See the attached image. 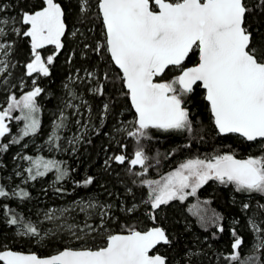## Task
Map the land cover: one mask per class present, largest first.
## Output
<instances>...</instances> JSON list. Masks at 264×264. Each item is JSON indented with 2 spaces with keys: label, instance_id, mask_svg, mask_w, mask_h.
<instances>
[{
  "label": "snow or ice",
  "instance_id": "6c2138e0",
  "mask_svg": "<svg viewBox=\"0 0 264 264\" xmlns=\"http://www.w3.org/2000/svg\"><path fill=\"white\" fill-rule=\"evenodd\" d=\"M10 7L0 0V84L4 86L9 84L10 69L17 66L10 59L16 46L14 37L27 38L30 45L29 59L24 64L25 76L50 77L56 57L65 48L69 15L86 30L99 23V37L92 43L84 42L82 50L85 55L92 52L101 60L106 58L118 71L114 79L107 71L99 75L96 71H86L87 80L95 81L89 91L102 97L106 82L120 85L119 95L130 101L134 118L122 123L116 131L136 142L131 158L120 152L105 159L104 166L107 169L110 162L127 163L128 171L137 177L133 183L138 182L147 189V198L141 203L147 206V217L153 226L141 229L127 224L121 225L120 231H110L107 223L112 206L89 199L46 212L44 220L53 227L42 233L39 227L42 221L26 220L5 204L2 207L6 223L17 227L18 236L42 240L45 236L67 232L84 244L63 247L45 257L3 247L0 248V264H171L167 255L156 251L162 245L173 244L168 229L159 223V213L171 202L183 203L212 180L232 185L236 193L259 194L264 198V0H23L15 15L9 13ZM84 35L80 28L71 31L74 38ZM46 46L54 49L47 56L42 55ZM73 55L75 52L69 56V63ZM193 56L195 62L186 66V61ZM170 73V78H166ZM68 79L72 81L73 77ZM20 87H24L23 81ZM11 88L6 107L0 108V153L7 152L11 145L20 144L25 137L35 136L41 128L38 97L45 89L36 79H32L31 89L19 97ZM64 88L69 99L64 101L53 121L47 139L50 151H67L60 143L61 132L68 126L65 109H74L73 114H77L81 104L87 105L82 99L81 104H73L72 101L78 99L76 92L68 84ZM198 89L203 91L202 99L216 134L226 138L237 136L241 146L243 142L248 146L257 144L259 154L238 158L236 150L229 146L228 150L211 156L186 159L158 179L146 178L152 165L148 163L150 157L141 140L149 138L150 129L192 133L193 119L188 104ZM112 106V98L102 105L101 123ZM15 111L19 115H13ZM11 120L22 122L23 126L8 143H3V138L11 133ZM76 124L83 131L88 128L87 124L81 125L80 120ZM83 131L67 141L73 152L84 142ZM23 147L27 148V144ZM126 147L120 144L121 149ZM19 159L28 162L23 170L27 173L25 183L44 177L53 169L56 182L64 181L70 173L59 160L27 154ZM156 164H159L158 159ZM136 166L140 171L133 172ZM15 175L22 173L17 171ZM94 182L95 177L88 175L76 184L87 188ZM128 191L131 193V189ZM8 197L23 200L29 198L30 193L19 186L9 191L0 184V198ZM210 203L204 200L192 204L187 211L197 218L205 232L214 227L215 231L210 234L216 237V233L226 230L222 223L224 217L207 208ZM139 206L134 203L124 211L131 215ZM250 207L249 203L241 205L244 212ZM257 207L264 212V203H258ZM77 208L85 214L83 226L67 222L66 214ZM94 209L97 212L91 213ZM93 214L98 216L95 224L88 222ZM256 217L257 213H253L247 218L249 230L255 236L251 254L242 255L244 239L233 226L229 229L231 251L221 253L217 260L223 256L227 264H264V220ZM233 223L238 225L239 221ZM97 236L102 238V243L89 246L88 239L95 241ZM203 255L202 249L187 248L178 264H200L199 258Z\"/></svg>",
  "mask_w": 264,
  "mask_h": 264
},
{
  "label": "trees",
  "instance_id": "16d2710c",
  "mask_svg": "<svg viewBox=\"0 0 264 264\" xmlns=\"http://www.w3.org/2000/svg\"><path fill=\"white\" fill-rule=\"evenodd\" d=\"M11 5L9 13L15 15L21 6L23 0H4ZM69 33L64 38L65 48L56 57L52 66V75L50 77L33 76L27 77L24 72V64L29 59L30 45L27 38L14 37L16 40L15 51L11 62L17 66L10 69L12 75L8 77L9 84L4 86L0 84V108L6 107L8 89L11 88L19 97L24 91L32 87V79H36L38 84L45 89L44 93L38 97V103L41 107L40 120L41 128L35 136L25 137L18 145H11L9 150L0 153V184H3L7 190L12 191L17 186L25 188L30 197L20 199L18 197L0 198V248L7 247L13 250L35 252L40 256L49 255L61 250L63 247H79L84 241H77L67 232H60L56 236H45L42 240L32 237H21L17 235V227L6 223L7 217L4 215L3 205L7 204L16 214L23 216L26 220L33 223H39L42 233L45 232L46 225L51 222L43 220L44 211L48 208H63L66 204L75 200L92 199L99 204H110L111 219L108 220L107 228L110 231H120L121 225H135L141 229L151 227L152 222L147 217L148 210L142 200L147 198V189L137 183V177L128 171V165L110 162L107 169L104 166V160L109 156L123 152L131 158L136 149L134 138L127 137L125 133L117 132L116 128L128 119L133 120L134 112L130 107V102L125 97L119 95L120 85L115 86L111 82H106V91L104 96L93 95L90 87L95 86V81H89L85 77L86 71H96L99 74L107 71L114 79L117 69L106 58L101 60L92 52L86 55L82 50L84 42L92 43L100 35V25H90L89 30L84 29L75 21L73 15H69L67 20ZM94 27V31L90 29ZM80 28L85 35L83 37H72L71 31ZM86 38V39H85ZM259 39V37H257ZM54 51L53 46H46L42 50V55H49ZM71 62L68 58L72 53ZM195 57H190L186 61V66L195 62ZM77 70H79L77 72ZM174 71V70H173ZM171 73L169 74L170 78ZM73 77L69 81L68 77ZM79 76L80 79H76ZM23 81L24 87H20ZM69 87L77 94L78 99L73 100V104H81V99L87 101V105L81 104L79 113L73 114L74 109H65L68 115V126L61 132V148L67 151L49 150L47 144L48 136L52 129L53 121L59 114V109L63 107L65 100L69 99L64 85ZM203 91L197 90L189 102L193 119V131H170L163 132L157 129L149 130V138L141 140L146 154L150 157L148 163L152 165L149 168L147 177L149 179L159 178L168 171L174 169L180 161L185 158H195L197 156L204 158L211 156L219 151L228 150L229 146L236 150L238 157H244L249 154H259L257 144L248 146L237 136L221 137L215 132L210 120V113L207 110L206 102L202 99ZM113 99V106L108 116L101 123L102 105ZM91 109L89 112L88 109ZM13 115H19L18 111ZM80 120L81 125L87 124L88 128L83 131L76 121ZM11 133L3 138V143H8L12 136L17 135L22 122L15 120L9 121ZM98 129V133L95 131ZM83 131L84 142L76 146V151L71 150L72 146L67 143L70 135H77ZM87 141H91L88 143ZM27 144V148L23 145ZM120 144L127 145L126 149H121ZM37 147V148H36ZM171 153V155H169ZM43 156L46 159L59 160L69 170V176L61 182L55 180V170L53 169L44 177H39L35 181L21 180L16 176L18 165L28 162L19 159L23 155ZM159 164H156V160ZM140 171L136 166L133 172ZM88 175L95 177V182L87 188L77 186L76 182ZM62 189L57 192L56 189ZM128 189H131L129 193ZM208 200L210 210L220 213L225 225L224 233H216L213 237L210 233L215 231L210 227L207 232L200 227L197 218L192 216L188 207L192 204ZM139 204V208L133 214H128L124 209L133 204ZM249 203L251 205L247 212L242 211L241 205ZM264 203V198L259 194L236 193L232 185H221L212 180L197 190V195L189 197L183 203L173 201L164 207L159 213V223L166 227L171 234L173 244L171 246L162 245L156 249L161 254L169 257L171 264L181 262V254L187 248L202 249L204 255L199 258L200 264H227L223 256L216 259L221 253L231 251V236L229 229L236 227L238 233L243 237L244 244L240 249L242 255H249L253 251L255 236L249 230L247 218L257 213L258 220H264V212H260L257 204ZM97 210H91L95 213ZM67 219L73 223L83 226L86 219L85 214L77 210L72 211ZM97 215H91L89 223L95 224ZM238 220L239 224H234ZM52 228V227H51ZM103 231V230H101ZM207 236V240H205ZM102 243V238L97 236L95 241L88 239L89 246H97Z\"/></svg>",
  "mask_w": 264,
  "mask_h": 264
},
{
  "label": "rangeland",
  "instance_id": "374dc122",
  "mask_svg": "<svg viewBox=\"0 0 264 264\" xmlns=\"http://www.w3.org/2000/svg\"><path fill=\"white\" fill-rule=\"evenodd\" d=\"M127 121H131L130 119H128ZM127 121H125L124 123H127ZM74 135H70L69 136V139H71L72 137H73ZM37 148V147H36ZM48 159V158H47ZM186 159H189V158H185V159H183L182 161H180L179 163H181V162H183L184 160H186ZM178 163V164H179ZM178 166V165H177ZM28 167V163H26V164H21V165H18V167H17V171H19V172H21L22 173V175L20 176V178H21V180L22 181H25V178H26V176H27V173H25L23 170L25 169V168H27ZM16 171V172H17ZM156 179H158V178H156ZM189 198V197H188ZM187 198V199H188ZM82 200H84V201H87V199H82ZM81 200H75V201H73V202H70V203H68V204H66L67 205V207H63V208H48V209H46V211H44V214L46 213V212H48L49 210H60V209H64V208H68V207H70V206H75V204H77L78 202H80ZM95 202V201H94ZM207 208H208V206H206ZM77 211H79V209L77 208L76 209ZM148 210H145V213L147 212ZM44 214H43V220H44ZM57 215H59V212L57 211V213H56ZM68 215H66V219L68 218L67 217ZM67 222L68 223H73L72 221L70 222L68 219H67ZM51 227H53V225H51V224H48V225H46V228H45V230L44 231H47L49 228H51Z\"/></svg>",
  "mask_w": 264,
  "mask_h": 264
},
{
  "label": "water",
  "instance_id": "95a60500",
  "mask_svg": "<svg viewBox=\"0 0 264 264\" xmlns=\"http://www.w3.org/2000/svg\"><path fill=\"white\" fill-rule=\"evenodd\" d=\"M130 102V101H129ZM133 110V109H132ZM134 111V110H133ZM238 158H243V157H238ZM13 250V249H12ZM14 251H21V250H14ZM21 252H25V253H29L28 251H21ZM56 253V252H55ZM55 253H52V254H49V255H44V256H41V257H45V256H50V255H53ZM38 255V254H37ZM40 256V255H39Z\"/></svg>",
  "mask_w": 264,
  "mask_h": 264
},
{
  "label": "flooded vegetation",
  "instance_id": "af4514ba",
  "mask_svg": "<svg viewBox=\"0 0 264 264\" xmlns=\"http://www.w3.org/2000/svg\"><path fill=\"white\" fill-rule=\"evenodd\" d=\"M189 66H190V65H189ZM133 112H134V111H133ZM244 157H245V156H244ZM244 157H243V158H244Z\"/></svg>",
  "mask_w": 264,
  "mask_h": 264
}]
</instances>
